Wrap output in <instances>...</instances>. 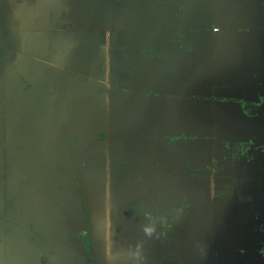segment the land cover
I'll return each instance as SVG.
<instances>
[{
	"label": "crops",
	"instance_id": "1",
	"mask_svg": "<svg viewBox=\"0 0 264 264\" xmlns=\"http://www.w3.org/2000/svg\"><path fill=\"white\" fill-rule=\"evenodd\" d=\"M0 264H264V0H0Z\"/></svg>",
	"mask_w": 264,
	"mask_h": 264
}]
</instances>
